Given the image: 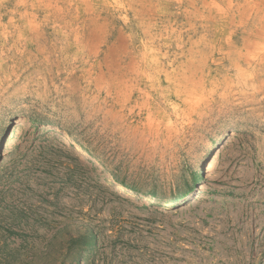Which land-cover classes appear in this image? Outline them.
Wrapping results in <instances>:
<instances>
[{
    "label": "rangeland",
    "instance_id": "1",
    "mask_svg": "<svg viewBox=\"0 0 264 264\" xmlns=\"http://www.w3.org/2000/svg\"><path fill=\"white\" fill-rule=\"evenodd\" d=\"M0 264H264V0H0Z\"/></svg>",
    "mask_w": 264,
    "mask_h": 264
},
{
    "label": "bare ground",
    "instance_id": "2",
    "mask_svg": "<svg viewBox=\"0 0 264 264\" xmlns=\"http://www.w3.org/2000/svg\"><path fill=\"white\" fill-rule=\"evenodd\" d=\"M11 117V116H10ZM15 120H16V117L15 116H12V118H10V119H8L7 121H6V123L4 124L5 125V129H4V132L1 134L2 135V138H3V140L5 139V137L7 136V134L10 132V130H11V126H12V123L13 122H15ZM19 121H24V120H22V119H20ZM46 127V128H45ZM43 129H45V130H47V126H45ZM50 129H51V127H50ZM53 135H55V136H58L59 137V139L60 140H62V141H65V143H68V144H70V143H75V141H74V139L73 138H71L70 136H65V135H57V134H53ZM224 138V137H223ZM227 141L226 140H221L220 141V145H219V148H221V149H225V147H226V143ZM75 146H76V148L78 149V150H80V152L82 153V154H84L85 156H88V154L87 153H85L83 150H82V148L79 146V145H77V144H75ZM210 151V152H209ZM212 152H214V151H212L211 149H209L208 150V152L206 153V155H205V157L204 158H202L201 159V162H199V177H198V179H197V185H200V181H201V170H202V168H203V166L206 164V161H207V159L210 157V155H211V153ZM94 163H95V161H93ZM110 178V177H109ZM109 181H111L112 182V178H110V180ZM117 190H119L120 191V193H123V192H128V190L125 188V187H123V186H121V185H117ZM129 193V192H128ZM195 193V192H194ZM198 193V192H197ZM197 193H195V194H197ZM131 195H132V193H130ZM134 195V194H133ZM194 195V194H193Z\"/></svg>",
    "mask_w": 264,
    "mask_h": 264
},
{
    "label": "trees",
    "instance_id": "3",
    "mask_svg": "<svg viewBox=\"0 0 264 264\" xmlns=\"http://www.w3.org/2000/svg\"><path fill=\"white\" fill-rule=\"evenodd\" d=\"M72 245V244H71Z\"/></svg>",
    "mask_w": 264,
    "mask_h": 264
}]
</instances>
